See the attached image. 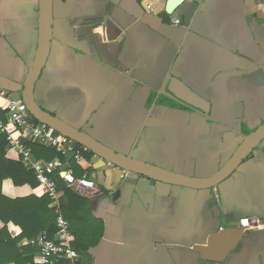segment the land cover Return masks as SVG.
Segmentation results:
<instances>
[{
  "label": "crops",
  "instance_id": "0c3cea01",
  "mask_svg": "<svg viewBox=\"0 0 264 264\" xmlns=\"http://www.w3.org/2000/svg\"><path fill=\"white\" fill-rule=\"evenodd\" d=\"M52 4L50 51L34 86L43 110L188 183L219 178L251 137L259 139L232 171L200 188L124 171L79 143L87 148L82 161L65 162L95 187L54 180L86 200L72 245L85 247L87 264H264V227L247 231L221 262L196 249L241 218L264 223V0ZM38 10V0H0V91L14 98L35 55ZM1 189L11 198L43 195L38 183L4 179ZM37 238L17 242L0 264H22V250Z\"/></svg>",
  "mask_w": 264,
  "mask_h": 264
},
{
  "label": "built area",
  "instance_id": "2783aa9c",
  "mask_svg": "<svg viewBox=\"0 0 264 264\" xmlns=\"http://www.w3.org/2000/svg\"><path fill=\"white\" fill-rule=\"evenodd\" d=\"M175 22L179 23V20ZM0 97L5 101L0 106L6 110L5 120L0 119V132L6 135L7 148L16 154L25 168L33 170L42 193L49 198V207L55 212L54 237L39 235L36 240L39 248L37 256L26 264H78L81 255L72 246L74 238L70 225L61 212L62 191L57 187L52 174L57 172L67 186L78 191L84 188L93 189L95 186L87 179V173L81 178H76L67 163L58 157L50 160L33 159L29 142L54 148L66 156L67 152L72 150V139L45 123L33 124L32 116L22 99L8 96L5 91H0ZM74 150L73 157L81 162V151H87V148L81 146ZM239 224L243 230L251 228L249 218H241Z\"/></svg>",
  "mask_w": 264,
  "mask_h": 264
},
{
  "label": "water",
  "instance_id": "95a60500",
  "mask_svg": "<svg viewBox=\"0 0 264 264\" xmlns=\"http://www.w3.org/2000/svg\"><path fill=\"white\" fill-rule=\"evenodd\" d=\"M175 5V1L171 2V7ZM53 4L52 0H38V36L37 47L33 58L32 65L29 69V73L24 82V89L21 93V98L26 105L27 110L31 114V122L37 124L39 122L45 123L48 126L53 127L56 131L68 136L72 139V150L68 151L66 156L70 159L74 156V148L80 143L89 148L92 152L99 155L113 164L117 165L124 171H131L148 178L160 180L172 184H183L191 187H206L212 186L218 182L222 177L232 171L236 165L252 150V148L258 143L257 137L249 139L247 145L240 149L239 152L233 155L232 160L219 178L211 181L207 184L200 183H188L179 179V175L153 166L134 161L129 158L128 155H122L114 152L113 150L103 146L101 143L94 141L90 136L78 129L68 125L60 118L53 116L49 112L43 110L35 100L34 86L35 83L46 63V60L50 51V43L52 37V21H53ZM165 94L160 92L159 94ZM168 97L177 100L175 97L166 94ZM18 99V98H17ZM185 104V103H184ZM187 105V104H186ZM193 109L192 106L187 105ZM258 135V134H256ZM262 138V136H260ZM183 178H186L183 176ZM213 210H217L213 207ZM247 235V231H242L239 221H235L229 227L220 229L212 234L208 239L206 246H198V249L202 253L204 259H211L215 262L223 261L227 255L236 247L239 240ZM215 258V259H213Z\"/></svg>",
  "mask_w": 264,
  "mask_h": 264
},
{
  "label": "trees",
  "instance_id": "16d2710c",
  "mask_svg": "<svg viewBox=\"0 0 264 264\" xmlns=\"http://www.w3.org/2000/svg\"><path fill=\"white\" fill-rule=\"evenodd\" d=\"M5 115L6 110L1 107L0 119L5 120ZM28 145L33 159L50 160L58 157L62 161L66 160V156L54 148L35 142H29ZM7 146L6 135L0 132V222L3 223L0 229V262L2 263L7 261L5 252L9 251L10 247H14L20 240L36 239L41 234H46L47 237L53 238L56 230L55 212L53 208L49 207V198L46 194L41 196L30 194L24 197L11 198L2 193L1 186L4 179H10L14 186L28 184L32 187L38 183L33 170L25 168L14 152L15 155L11 156L9 153L11 151L8 150ZM70 162L76 169L74 174L81 176V169L75 166L73 160ZM52 176L54 179L60 180L57 172L53 173ZM57 187L60 189L58 184ZM61 191V212L69 221L70 226H72V233L77 237V234H79L77 228L80 227V222H78L79 218H76V216L81 212V208L86 207V200L68 187ZM9 222L20 227V232L15 237H11L8 232L6 225ZM73 248L81 255L78 264H87L85 247H78L75 244ZM38 251L39 248L36 243L32 247L29 246L27 249H23V256H20L19 261H22V264L32 261L34 254ZM27 252L30 253L28 254Z\"/></svg>",
  "mask_w": 264,
  "mask_h": 264
},
{
  "label": "flooded vegetation",
  "instance_id": "af4514ba",
  "mask_svg": "<svg viewBox=\"0 0 264 264\" xmlns=\"http://www.w3.org/2000/svg\"><path fill=\"white\" fill-rule=\"evenodd\" d=\"M246 218H249V217H246ZM249 220H250L251 228L246 229V230L242 229V231H249V230L254 229V228L259 229V228H263L264 227V223H262L259 220H253L251 218H249ZM222 229H224V228H222Z\"/></svg>",
  "mask_w": 264,
  "mask_h": 264
}]
</instances>
